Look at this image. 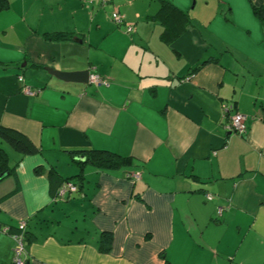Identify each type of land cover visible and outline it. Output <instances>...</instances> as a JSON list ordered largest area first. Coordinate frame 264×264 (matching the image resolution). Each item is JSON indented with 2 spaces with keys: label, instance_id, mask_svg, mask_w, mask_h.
I'll return each mask as SVG.
<instances>
[{
  "label": "crops",
  "instance_id": "obj_1",
  "mask_svg": "<svg viewBox=\"0 0 264 264\" xmlns=\"http://www.w3.org/2000/svg\"><path fill=\"white\" fill-rule=\"evenodd\" d=\"M259 9L264 0H8L0 126L39 153H7L15 168L0 181V229L26 223L27 264H264ZM55 32L70 37H44ZM235 114L244 134L229 129ZM87 150L128 161L108 171L77 164ZM49 171L78 191L60 196ZM14 246L0 231V264Z\"/></svg>",
  "mask_w": 264,
  "mask_h": 264
},
{
  "label": "trees",
  "instance_id": "obj_2",
  "mask_svg": "<svg viewBox=\"0 0 264 264\" xmlns=\"http://www.w3.org/2000/svg\"><path fill=\"white\" fill-rule=\"evenodd\" d=\"M7 9L8 0H0V12ZM256 15L259 18H264V12H262L261 9L256 10ZM44 37L49 41H63L69 39L70 36L63 32H55L46 34ZM2 143L7 145L12 151H14V153L18 154V156L20 157L36 155L39 153V150L35 148L22 134L15 130L0 126V174L4 171H9L10 174L14 175L15 168V164L10 165L7 152L1 147ZM75 154H77L78 157V161H75L77 164H90L96 169L105 171L117 169L121 166H124L128 161V159L126 158L119 157L118 155L106 151L87 150L82 152H75ZM34 172L36 174L42 173L39 168H36ZM48 177L52 183L58 184V187H61L63 184L70 182L75 185L77 189V185L72 182L71 179L61 180L55 171H49ZM75 178H81V175H78ZM76 191H78V189ZM3 228H8L9 233H15L11 232L10 227H2L0 231ZM15 231L17 232L18 230L16 229ZM24 237V242L26 243L27 233L25 231ZM110 248L111 236L108 234H102L99 241V250L103 253H108L110 251ZM10 264H12V261Z\"/></svg>",
  "mask_w": 264,
  "mask_h": 264
},
{
  "label": "built area",
  "instance_id": "obj_3",
  "mask_svg": "<svg viewBox=\"0 0 264 264\" xmlns=\"http://www.w3.org/2000/svg\"><path fill=\"white\" fill-rule=\"evenodd\" d=\"M94 2H100L102 5H104L107 0H90V3ZM111 20L114 24L117 26L122 25V20L120 16L117 13H113L111 16ZM127 31L130 32L131 28L130 26H127ZM20 79V78H19ZM89 83L94 84L96 86H100L102 84L106 85L107 83L102 80L99 76L92 74L89 77ZM23 93L28 95V96H33L37 93V91L29 88V87H24L23 88ZM229 129L231 132L237 133V134H244L245 133V124H244V118L241 115L235 114L231 117L230 120V125ZM76 186L73 185L72 183H66L63 185L61 190L59 191V195L63 196L66 193H75L76 192ZM208 200H211L212 197L207 196ZM26 223L25 222H20V224L17 226V232L15 233H9L8 228H3L1 230V233L7 234L10 236L12 241L14 242L15 246L12 249L13 257H12V264H27L25 260L22 259V255L24 254V231H25Z\"/></svg>",
  "mask_w": 264,
  "mask_h": 264
},
{
  "label": "water",
  "instance_id": "obj_4",
  "mask_svg": "<svg viewBox=\"0 0 264 264\" xmlns=\"http://www.w3.org/2000/svg\"><path fill=\"white\" fill-rule=\"evenodd\" d=\"M48 74L53 76L54 78L63 81V82H73V83H88V77L89 72L83 71V72H72V73H63V72H57L54 70H46ZM10 175L9 171H4L0 174V181L4 180Z\"/></svg>",
  "mask_w": 264,
  "mask_h": 264
},
{
  "label": "rangeland",
  "instance_id": "obj_5",
  "mask_svg": "<svg viewBox=\"0 0 264 264\" xmlns=\"http://www.w3.org/2000/svg\"><path fill=\"white\" fill-rule=\"evenodd\" d=\"M1 147L8 153L9 151H12L7 145H5V144H1ZM12 152H14V151H12ZM10 163V165H11V162H9ZM8 178V177H7ZM6 179V178H5Z\"/></svg>",
  "mask_w": 264,
  "mask_h": 264
}]
</instances>
